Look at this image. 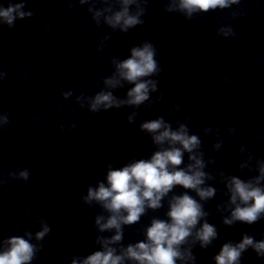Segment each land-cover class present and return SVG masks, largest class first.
<instances>
[{"label": "clouds", "instance_id": "1", "mask_svg": "<svg viewBox=\"0 0 264 264\" xmlns=\"http://www.w3.org/2000/svg\"><path fill=\"white\" fill-rule=\"evenodd\" d=\"M148 3L149 0H78L80 6L88 5L87 12L97 26L103 24L112 32L121 33H128L144 24ZM240 3L241 0H167L164 10L192 20L194 16L231 9ZM72 6L69 3V7ZM25 7L26 0L9 3L7 7L0 5V26L11 29L17 20L31 18L33 12L25 11ZM242 14L233 11L231 17ZM217 34L225 38L235 36L230 25L219 27ZM109 39L110 34L106 33L98 50L102 51ZM129 52L130 55L124 59L112 57L114 70L111 75L101 78V90L91 96L84 93L76 96L81 109L87 107L88 111L96 114L129 107L133 111L127 114L126 123L133 124L141 106H153L151 94L159 91V80L155 77L163 71L157 59V48L145 40L131 46ZM6 77L7 73L0 71V81ZM125 84L130 85L126 95L123 98L114 95L113 90L124 88ZM61 95L67 99L73 91H62ZM162 98L161 93L156 100ZM180 111V107L174 105L170 114H179ZM11 123L9 114L0 112V132L6 131ZM59 127L67 133L76 125L65 128L60 124ZM139 131L150 136L155 150L150 158L133 159L121 167L109 162L104 178L87 187L86 194L81 196L82 202L101 209L94 217L97 232L94 244L99 248L86 256L74 254L70 264H196L194 248L199 246L207 250L219 238V231L209 223V212L205 210V204L217 194V188L209 181L222 184V195L228 197L226 202L216 207L225 226L232 227L237 223L252 225L264 219V158L255 156L251 149L243 146L238 149L236 156L245 157L238 169L256 173L244 179L208 169V165L216 161L210 155L205 158L202 140L191 132L188 118L184 122L176 120L173 126V122L157 116L142 121ZM201 131L204 136L215 131L219 137L221 128L205 127ZM227 131L233 135L236 130L228 127ZM223 143V139L218 138L210 151L219 152ZM30 175L28 168H18L8 173V179L26 182ZM6 183L7 179L0 176V187ZM177 188L183 191L177 193ZM165 200V218L153 216L150 223L140 229L144 239L125 245V227L139 224L149 210L156 212L163 208ZM24 211L25 214L31 213L30 209ZM224 212L229 215H223ZM30 220L39 225L35 233L25 230L23 235L0 239V264H32L37 259L44 248L43 242L51 233V226L39 213H31ZM249 249L258 258H264V238L257 240L254 235L244 233L239 242H224L213 259L215 264H241L243 254Z\"/></svg>", "mask_w": 264, "mask_h": 264}]
</instances>
